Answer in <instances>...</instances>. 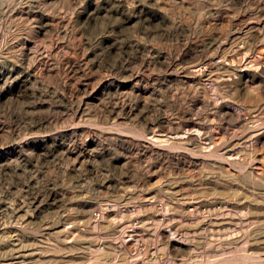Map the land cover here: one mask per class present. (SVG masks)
Here are the masks:
<instances>
[{"label": "rangeland", "instance_id": "obj_1", "mask_svg": "<svg viewBox=\"0 0 264 264\" xmlns=\"http://www.w3.org/2000/svg\"><path fill=\"white\" fill-rule=\"evenodd\" d=\"M0 264H264V0H0Z\"/></svg>", "mask_w": 264, "mask_h": 264}, {"label": "built area", "instance_id": "obj_2", "mask_svg": "<svg viewBox=\"0 0 264 264\" xmlns=\"http://www.w3.org/2000/svg\"><path fill=\"white\" fill-rule=\"evenodd\" d=\"M95 215H96V218H97V219H100V216H101L100 213H96V212H95Z\"/></svg>", "mask_w": 264, "mask_h": 264}, {"label": "bare ground", "instance_id": "obj_3", "mask_svg": "<svg viewBox=\"0 0 264 264\" xmlns=\"http://www.w3.org/2000/svg\"><path fill=\"white\" fill-rule=\"evenodd\" d=\"M144 245V244H143Z\"/></svg>", "mask_w": 264, "mask_h": 264}]
</instances>
